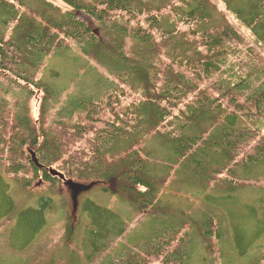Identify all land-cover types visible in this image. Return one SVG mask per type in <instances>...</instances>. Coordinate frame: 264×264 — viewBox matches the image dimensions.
I'll return each instance as SVG.
<instances>
[{
  "label": "trees",
  "instance_id": "16d2710c",
  "mask_svg": "<svg viewBox=\"0 0 264 264\" xmlns=\"http://www.w3.org/2000/svg\"><path fill=\"white\" fill-rule=\"evenodd\" d=\"M57 1L65 6L0 0L1 93H18L15 111H5L8 102L0 100V169L20 188L30 185L14 176L20 163L30 165L33 176L40 171L50 186L56 182L51 168L78 183H102L105 193L143 218L123 253L111 251L133 220L85 201L88 225L78 226V244L69 228L59 250L66 264L75 252L94 264L107 251L118 255L107 264H197L191 255L196 240L211 264L240 258L264 264V67L255 57L264 61L245 53L246 43L227 19L233 14L264 52V0ZM78 12L92 23L78 20ZM208 18L216 24L206 28ZM72 46L79 52L69 56V80L78 91L58 87L61 70L49 62L72 53ZM215 46L224 50L223 59L196 69L195 60ZM229 53L236 60L225 65ZM243 59L247 66L238 73L234 67ZM35 93L41 99L32 124L28 102ZM32 151L40 170L28 156ZM50 203L17 213L5 192L0 195V207L11 208L2 213L16 221L15 238L33 236L27 219H41V228ZM222 243L225 253L235 248L239 257L235 250L224 256Z\"/></svg>",
  "mask_w": 264,
  "mask_h": 264
},
{
  "label": "rangeland",
  "instance_id": "374dc122",
  "mask_svg": "<svg viewBox=\"0 0 264 264\" xmlns=\"http://www.w3.org/2000/svg\"><path fill=\"white\" fill-rule=\"evenodd\" d=\"M51 2H54V4L63 7L65 6L62 2L57 0H50ZM78 20L85 24H91L92 20H90L88 17L83 14V12H78L75 16ZM227 19L229 20V25L234 29V31L240 35L241 40L246 43V45L243 46V49L245 53H248V55H256L259 54L262 60L264 61V52L259 51L258 47L253 44L249 38V33L246 31L248 30L245 28L232 14L231 16L228 15ZM91 27V26H90ZM90 29V28H89ZM246 29V30H245ZM91 33L95 35L96 37L99 36V32L94 26H92V29H90ZM249 31V30H248ZM243 33V35L241 34ZM245 37V38H244ZM65 43L69 45H72L74 42L70 41V39H64ZM242 45L241 42L235 43V47L238 50V47ZM190 48V47H189ZM195 49L201 50L203 46L200 43H196L194 46ZM72 53H66L65 55H61L58 57H55L51 61V66H57L55 67L56 70H61V75L59 81L57 79L53 80V82L58 81L57 86L60 87L62 84L65 83L63 86H67L71 91H78L80 90L79 85L75 82L74 84H71L70 77L72 75L73 69L71 65L68 62V59L70 60V57H75L77 52L79 50L76 46H72ZM191 54H195L196 50L191 49ZM70 56V57H69ZM224 57V56H223ZM223 57L219 60L221 61ZM256 64L259 65V67L262 69L264 67V62L261 64V62L258 60L257 57ZM84 61V59H81ZM236 59L230 56L229 54H226V57L224 58V64L229 65ZM49 62H44V65H48ZM248 63V59L241 60L234 69L239 73V70L243 67H246ZM59 66V67H58ZM4 77L0 76V81H2ZM70 86H68V84ZM195 85V82H194ZM83 86H86V84H83ZM4 87V86H3ZM2 86H0V100L6 99L8 102L7 112L14 110V104L17 101L18 93H11V91H8L6 94L1 93ZM100 90V89H99ZM65 95L61 97V99H65ZM40 99L41 94L35 93L34 96L31 97L29 100V115L32 118V124L37 123V118L39 116V105H40ZM2 111V110H1ZM0 111V112H1ZM10 133V132H9ZM2 134V133H1ZM11 135V134H10ZM32 154L35 155V153L32 151L31 154L28 153V156H32ZM22 155L24 158H28V156L22 152ZM38 157L35 155V159L37 161V164L33 163V166L36 169H41V165L38 162ZM29 159V158H28ZM31 159V158H30ZM29 159V160H30ZM21 171L14 175L17 177V182H30L29 186H26L25 183L21 184V188L17 187L10 179L11 177H7L3 173V171L0 169V173H3L0 175L2 185L0 186V195L4 191L5 194L15 203L14 208H16V212L19 213L20 211H25L26 209L31 208L33 211L38 210L34 207L38 205L40 207L41 202L50 200L52 204V207L50 204H48L46 208L42 210L44 212V219L41 228H38V224L42 222L41 219H35V218H28L27 219V226L26 229L32 228L31 234L33 236H28L26 239H22L20 237L16 238L14 237L15 231L11 234L13 230L14 223L16 222L14 219H10L6 217V215L10 212L11 208L7 205H2L0 207V264H54V262H57V264H66L68 259H64L61 257L59 250L62 248V241L65 239V233L66 230L69 229L70 231H75V235H70L69 239L75 243L78 244L79 238H80V229H78V226L81 224L86 223L88 225V218L85 214V212L82 209V205L85 201L91 200L100 207H104L110 211L116 212L118 214L123 215L122 218L127 221L129 218H131L132 223L128 225L127 227V233L124 237L118 239L117 245L115 248H110V250H115L116 248H123L122 253L125 249V245L127 244L126 241L131 239V231L134 227V225L137 223V221L142 220V216H139L137 211H132L129 209V207L119 202L115 197L110 196L108 193H105L103 191V184L100 183V185L95 184L89 192L83 193L78 197V205L77 208H74L72 200L70 199L69 193L67 191V187L64 185V182L59 178L58 176H52L56 180L54 182L53 186H50L48 182L44 181V177L40 171L37 172L38 176H33L35 173L29 166H26L25 163H20ZM52 169V168H51ZM55 170V169H53ZM58 172V171H57ZM49 173V169H48ZM60 173V172H59ZM64 177V180H71L75 182L72 179L66 178L63 174H61ZM7 177V178H6ZM11 182H10V181ZM0 182V183H1ZM7 187H9V192L6 193ZM47 197V198H43ZM195 199V196H194ZM176 200H174L175 202ZM9 209V212L4 215L2 212ZM14 217V216H12ZM43 217V215H42ZM86 225V226H87ZM36 226L35 228H33ZM140 228L137 230L139 231ZM224 235H226L224 233ZM235 235L230 232L229 239L232 241ZM243 237V236H240ZM245 238V237H243ZM225 240V239H223ZM102 242V239L100 240V243ZM114 246V244H112ZM233 246V243H232ZM203 245L198 241H194V243L191 246V255L198 257V263L197 264H211L210 263V257L203 252ZM223 243L218 246V249L221 250L223 255H234V250L236 253V257H239L237 250L234 248L232 251L228 252L226 247V253L225 249L223 248ZM74 248V246H72ZM89 249H92L90 247ZM253 253H258L254 247L250 249ZM107 252H102L99 255L96 256V261L94 264H107L110 261H116L118 260L117 253H110L106 256ZM74 261H72L70 264H88L83 256L84 253L82 252H75L74 254ZM252 256V253L250 252L249 255H245L243 258L248 259ZM71 257V255H70ZM88 257L93 258L94 253L91 252V250L88 251ZM106 257V258H105ZM62 259V261H60ZM71 260V258H70ZM73 260V258H72ZM213 264H222L221 260L218 259ZM227 264V263H226ZM232 264H247L246 261L240 258V260L233 261Z\"/></svg>",
  "mask_w": 264,
  "mask_h": 264
},
{
  "label": "water",
  "instance_id": "95a60500",
  "mask_svg": "<svg viewBox=\"0 0 264 264\" xmlns=\"http://www.w3.org/2000/svg\"><path fill=\"white\" fill-rule=\"evenodd\" d=\"M31 157L33 163L37 164L35 155L32 154ZM49 174L51 176H58L64 182V185L67 187V191L70 194V199L72 200L74 208H77L78 197L83 193L89 192L94 187V183L82 184V183L73 182L71 180H64V177L53 169H49Z\"/></svg>",
  "mask_w": 264,
  "mask_h": 264
},
{
  "label": "bare ground",
  "instance_id": "6f19581e",
  "mask_svg": "<svg viewBox=\"0 0 264 264\" xmlns=\"http://www.w3.org/2000/svg\"><path fill=\"white\" fill-rule=\"evenodd\" d=\"M187 10L188 9H185V12ZM180 15L186 16V14H180ZM217 21H218V19H217ZM205 22H206V28H208V27L213 26V25L216 24V22L213 20V18H208V19L205 20ZM223 52H224V50L217 49L216 46H215L214 50L211 52V54L208 57L203 58V59H201L199 61L198 60H195L194 65L196 66V69H201V68L205 67L203 65H205L207 62L209 63V65L210 64H216V63H218V61L220 60L219 57H221V55L223 54ZM29 154H31V153L29 152ZM31 161H32V157H31Z\"/></svg>",
  "mask_w": 264,
  "mask_h": 264
}]
</instances>
